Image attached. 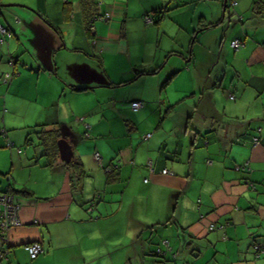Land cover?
<instances>
[{
  "label": "crops",
  "instance_id": "1",
  "mask_svg": "<svg viewBox=\"0 0 264 264\" xmlns=\"http://www.w3.org/2000/svg\"><path fill=\"white\" fill-rule=\"evenodd\" d=\"M146 15L155 27L131 39L126 21ZM160 21L178 46L157 37L144 54ZM0 26V76L10 75L0 80V195L18 205L0 264H264L251 248L264 247V0H0ZM185 43L204 56L169 64ZM196 62L229 77L167 95ZM205 90L213 101L201 111ZM39 125L60 130L77 182L58 154L42 156ZM159 239L170 247L162 258ZM33 241L41 250L29 259Z\"/></svg>",
  "mask_w": 264,
  "mask_h": 264
},
{
  "label": "rangeland",
  "instance_id": "2",
  "mask_svg": "<svg viewBox=\"0 0 264 264\" xmlns=\"http://www.w3.org/2000/svg\"><path fill=\"white\" fill-rule=\"evenodd\" d=\"M141 22L143 23V20ZM142 23H141V25L138 26V22L136 20H134L132 22H129L127 20L126 26L128 29L126 31V34L127 35L130 34L131 39H134V37H136V36L141 37L142 27H155V25H147V24H142ZM160 23H161V25H158V31L157 32H156V30L148 31L150 33L149 34L150 37H148V39L146 40V43L142 46V52L144 54H150L153 49L157 48V46L156 47H154V46L158 42V39H160L161 43H163L162 46H166L168 41L172 42L176 46H178V41H177L178 35L172 33L171 31L168 35H167V33H160L161 28H163V25H165V23H163L162 21H160ZM174 36H176L175 39H174ZM157 37H158V39H157ZM136 53H138V52H136ZM179 53H180V55H173L172 57L168 58V63L169 64L170 63L175 64L174 62L176 61L178 64L183 65L185 63L186 59L190 56V54L193 55L195 61H199L204 56V51L202 50L201 47H197L195 45L193 51L191 52L190 48H187L186 43L179 49ZM168 63H165L166 66L168 65ZM196 63H198V62H196ZM218 72L222 73V76L224 75V78L229 77L227 68L221 64L211 65L209 68L208 64L198 63V64H195L194 69L193 70L191 69V71L189 72V77L191 76L190 79L188 78L187 72L180 70L173 77H171V80L164 86V90H165L167 95H174L176 90L178 91L183 86L185 87L186 84L188 82H190L192 79L194 80L193 82H195V80H199L200 82H210V80H212ZM212 82L217 83V81H212ZM134 85H135L134 82L128 83L125 86L121 87L120 90L122 92V89H125V91L128 88L132 89L134 87ZM226 88H227L226 85H222V87H220V89H218V90L220 91V93L222 92V94L225 96V93L227 91ZM118 92H119V90H118ZM134 92H135V90H133V93ZM144 94H145V92H144ZM127 95L130 96V95H132V93L129 92ZM217 100H218V98H216V101ZM212 101H213V98H211V94L208 93L207 90L201 91L199 107L197 109L201 110V111H207L208 110V108H207L208 104H211ZM213 109L214 108L210 109L211 112L212 111L214 112ZM32 136L33 135L30 134L29 139H32L31 138ZM26 147H28V146H24L23 149H25ZM154 237L155 236L153 235L152 238H154ZM154 251H155V249H154Z\"/></svg>",
  "mask_w": 264,
  "mask_h": 264
},
{
  "label": "built area",
  "instance_id": "3",
  "mask_svg": "<svg viewBox=\"0 0 264 264\" xmlns=\"http://www.w3.org/2000/svg\"><path fill=\"white\" fill-rule=\"evenodd\" d=\"M234 4V2H232V5ZM105 19V17H101L98 18V20H102ZM143 21L146 24L151 23V18L146 15L143 17ZM6 35L8 36V34L5 32L4 28L2 26H0V40L2 39V36ZM229 45L231 46V48L236 49L239 46V41L234 39L232 40ZM4 77H7V74L4 75ZM229 98H231V96H229ZM130 107L132 110L137 109L140 106V102L138 101H132L130 102ZM147 136V135H146ZM253 143H256V140L253 139ZM8 144V143H6ZM93 158L95 160H97L98 155L97 153H93ZM209 161L206 160L205 163H208ZM148 166L150 165L149 162H147ZM160 173L162 174H169V172L166 169H161ZM18 205L16 204V202L13 200V197L8 195V194H1L0 195V241L5 242L6 238L3 236L4 233L6 232V230L14 225H17V218H16V211H17ZM208 229L212 228V224H209ZM23 249L26 252V255L29 259H33L39 252H40V245L39 243L33 241L30 243H27L25 245H23ZM253 249H256V246H253ZM170 247L167 243L166 240H162L161 241V247L156 248L155 252L158 253L159 255H162L164 252H169ZM262 250V249H260ZM2 254L5 253V250L1 251ZM262 252V251H260Z\"/></svg>",
  "mask_w": 264,
  "mask_h": 264
},
{
  "label": "trees",
  "instance_id": "4",
  "mask_svg": "<svg viewBox=\"0 0 264 264\" xmlns=\"http://www.w3.org/2000/svg\"><path fill=\"white\" fill-rule=\"evenodd\" d=\"M88 7H89V5H88ZM89 23H90V21H89ZM203 29H205V27H202L200 30H203ZM239 44H240V42H239ZM94 58L98 61V57L95 56ZM5 74H7V77H4ZM0 77H1L0 78L1 82H4V83H7L8 80L10 79L9 73H3ZM169 78L170 77H167L162 82V84L164 85L165 83H167ZM134 101H136V100H134ZM130 102H132V101H130ZM130 102H129V104H130ZM140 106H141V102H140ZM129 107H130V105H129ZM130 109H131V107H130ZM137 109H135V110H137ZM135 110L131 109V111H135ZM39 126H37L38 128H37L36 131H34V134H35L36 140L38 142V145L41 147L42 156H44L47 159V161L50 162L54 157H57V141L61 138V133H60V130L57 127L56 128H48V129L44 128L43 129V127H42L43 125H39ZM5 147H10V144L8 143ZM65 165H67L69 168L72 169V171L69 172V180H70V182L71 181L73 183L77 182L78 176H81V172L78 170L79 162L78 161H74V160H68V161L65 162ZM73 178H74V180H72ZM5 192L6 191H4L2 194H4ZM14 192L15 193H19L21 195H26L27 194V192L24 191V189L14 190ZM5 194H8V193H5ZM12 195L10 194V196H12ZM92 205H93V203H88L87 209L89 210ZM212 227H213V224H212ZM208 230H210V229H208ZM162 240H165V239H159V241L156 244V246L154 247V249H156V248L159 249V247H161V241ZM254 245L256 246V249H253ZM251 248H252V256L254 258L264 254V247L261 246V245L252 244ZM260 249H262V250H260ZM260 251H262V252H260ZM165 253L166 252H164L162 255H159L158 253H156L154 251L153 254L155 256H157V257H161L162 258Z\"/></svg>",
  "mask_w": 264,
  "mask_h": 264
},
{
  "label": "water",
  "instance_id": "5",
  "mask_svg": "<svg viewBox=\"0 0 264 264\" xmlns=\"http://www.w3.org/2000/svg\"><path fill=\"white\" fill-rule=\"evenodd\" d=\"M223 4H224V0H223ZM57 154L59 159L63 162L68 161L71 157L70 147L67 144V142L62 138H60L57 141Z\"/></svg>",
  "mask_w": 264,
  "mask_h": 264
},
{
  "label": "clouds",
  "instance_id": "6",
  "mask_svg": "<svg viewBox=\"0 0 264 264\" xmlns=\"http://www.w3.org/2000/svg\"><path fill=\"white\" fill-rule=\"evenodd\" d=\"M166 240V239H165ZM169 245V244H168ZM170 251V250H169Z\"/></svg>",
  "mask_w": 264,
  "mask_h": 264
}]
</instances>
